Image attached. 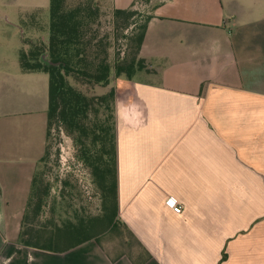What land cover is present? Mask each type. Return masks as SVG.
I'll use <instances>...</instances> for the list:
<instances>
[{
  "label": "crops",
  "instance_id": "crops-1",
  "mask_svg": "<svg viewBox=\"0 0 264 264\" xmlns=\"http://www.w3.org/2000/svg\"><path fill=\"white\" fill-rule=\"evenodd\" d=\"M140 56L153 71L118 80L114 111L118 219L142 252L19 243L49 104L21 69L35 89L0 83V264H264V0H159Z\"/></svg>",
  "mask_w": 264,
  "mask_h": 264
},
{
  "label": "trees",
  "instance_id": "trees-1",
  "mask_svg": "<svg viewBox=\"0 0 264 264\" xmlns=\"http://www.w3.org/2000/svg\"><path fill=\"white\" fill-rule=\"evenodd\" d=\"M94 1L79 0L76 5L69 6L68 0H50L48 44L20 51V66L24 73L48 75L47 137L53 125L73 137L77 158L90 170L92 182L100 192L101 212L95 216L67 219L61 222L63 224H55L52 220L44 226L32 225L40 223L46 206L45 195L37 188L36 172L19 238V243L26 247L61 253L92 239L100 242V236L117 230H125L138 243L118 219L116 90L112 88L106 94L90 96L72 84L70 78L76 83L86 81V84L106 87L112 74L132 79L137 71L152 72L148 59L140 56L151 16L140 23L135 20L136 10L114 9L115 26L123 30L132 27V34L125 38L132 42L135 51L131 59L120 58L119 54L113 66L107 53L109 43L98 39L93 30L98 9ZM100 107L110 110L104 120L99 118Z\"/></svg>",
  "mask_w": 264,
  "mask_h": 264
},
{
  "label": "rangeland",
  "instance_id": "rangeland-1",
  "mask_svg": "<svg viewBox=\"0 0 264 264\" xmlns=\"http://www.w3.org/2000/svg\"><path fill=\"white\" fill-rule=\"evenodd\" d=\"M30 1L0 0V83L4 91L6 87L15 89L13 79L17 77L19 95L26 94L29 89H35L33 81L24 78L26 76L21 74L20 51L23 49L30 51L37 45H44L49 38L46 26L50 20V0H40L38 4ZM78 1L68 0V5L74 6ZM94 2L98 9L93 30L98 39L109 43L107 47L109 62L114 66L119 60L117 58L119 54L120 58L131 59L135 51L134 45L125 37L132 34V27L123 30L115 26L109 0ZM158 3L159 0H138L134 9L138 13L135 20L144 23ZM34 24L39 26H32ZM44 77V85L49 89V77L45 74ZM124 78L125 75L112 74L111 81L106 87L86 84V81L81 84L76 83L73 78H70V82L90 96H100L112 88L116 90L118 80ZM41 86L42 83L39 88ZM24 87H26L25 91ZM111 104L109 102V105ZM109 115L110 110L99 108L100 119L104 120ZM46 145V152L37 169V188L39 193L45 195L46 206L40 216V223H32V225L44 226L51 224L48 221L52 220L55 224H63L61 222L67 219L99 215L100 192L92 182L90 170L77 158V147L73 137L63 128L58 129L53 125ZM99 240L106 244L104 245L106 250H129L135 254L142 252L136 241L125 230L107 232L100 236ZM108 241L111 243H106Z\"/></svg>",
  "mask_w": 264,
  "mask_h": 264
}]
</instances>
